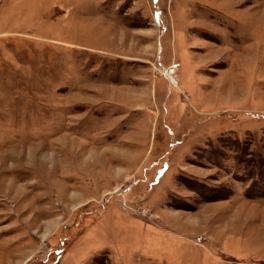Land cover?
Masks as SVG:
<instances>
[{
	"label": "rangeland",
	"instance_id": "obj_1",
	"mask_svg": "<svg viewBox=\"0 0 264 264\" xmlns=\"http://www.w3.org/2000/svg\"><path fill=\"white\" fill-rule=\"evenodd\" d=\"M0 264H264V0H0Z\"/></svg>",
	"mask_w": 264,
	"mask_h": 264
},
{
	"label": "bare ground",
	"instance_id": "obj_2",
	"mask_svg": "<svg viewBox=\"0 0 264 264\" xmlns=\"http://www.w3.org/2000/svg\"><path fill=\"white\" fill-rule=\"evenodd\" d=\"M174 72V69H172V67H171V69H166V74L167 75H170V74H172V73Z\"/></svg>",
	"mask_w": 264,
	"mask_h": 264
}]
</instances>
